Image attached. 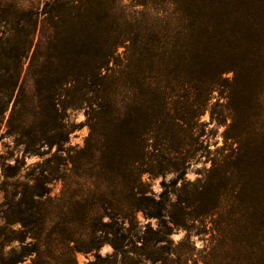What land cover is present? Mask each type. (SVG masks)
Segmentation results:
<instances>
[{
    "label": "rangeland",
    "instance_id": "374dc122",
    "mask_svg": "<svg viewBox=\"0 0 264 264\" xmlns=\"http://www.w3.org/2000/svg\"><path fill=\"white\" fill-rule=\"evenodd\" d=\"M106 1L117 6L107 9L119 27L111 35L122 39L116 58L110 61L113 67L117 58L130 54L132 40L143 29H152L173 9L170 0ZM48 2L2 0V4L39 11L48 9ZM54 18L50 13L40 16L38 37L41 26L47 36L53 34ZM29 61L19 86L24 88L27 107L33 109L37 94L30 83ZM233 62L220 60L204 104L193 97L180 99L152 117L147 160L127 165L146 195L158 200L168 189L170 216L163 219L133 208L123 168L120 174H105L96 156L103 140L90 139L84 101L69 105L72 96L60 95L66 126L49 129L51 118L32 114L29 120L37 125L25 126V134L22 104H15L14 96L0 113V256L27 246L38 250L16 264H206L214 260L219 254L216 183L221 152L233 145L228 133L234 131L238 108L250 126L264 120V67L252 69ZM103 73L111 71L103 69ZM120 81L132 84L129 77L121 76ZM251 88H256L259 98L248 102V108L243 102L238 107L234 96ZM175 112L183 117L179 127L174 125Z\"/></svg>",
    "mask_w": 264,
    "mask_h": 264
},
{
    "label": "trees",
    "instance_id": "16d2710c",
    "mask_svg": "<svg viewBox=\"0 0 264 264\" xmlns=\"http://www.w3.org/2000/svg\"><path fill=\"white\" fill-rule=\"evenodd\" d=\"M170 2L171 15L152 29H143L132 40L130 54L117 58L113 67L110 61L116 58L122 39L111 35L119 27L107 9L116 5L108 6L106 0H51L48 9L39 11L0 0V113L16 96L14 103L22 104V128L27 134L25 126L37 125L29 120L32 114L51 118L49 129L66 126L60 95L72 96L69 105L84 101L90 139L103 140L96 156L105 174H120L123 168L133 208L157 219L170 216L165 196L170 192L166 188L155 200L127 169L147 160L152 117L180 99L193 97L204 104L220 60L252 69L264 67V0ZM49 13L57 19L50 26L54 32L47 36L41 26L38 37L40 16ZM28 59L30 83L37 94L33 109L27 107L24 88L19 86ZM121 76L129 77L132 84L125 85ZM254 90L234 96L238 107L243 102L248 108V102L259 98ZM21 94L24 99L18 100ZM237 110L234 131L228 133L233 145L223 149L218 162L219 254L206 264H264V120L250 126ZM172 117L179 127L182 115L175 112ZM35 250L12 248L0 256V263L16 264Z\"/></svg>",
    "mask_w": 264,
    "mask_h": 264
}]
</instances>
